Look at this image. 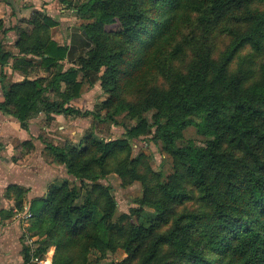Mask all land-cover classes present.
<instances>
[{
    "label": "trees",
    "instance_id": "16d2710c",
    "mask_svg": "<svg viewBox=\"0 0 264 264\" xmlns=\"http://www.w3.org/2000/svg\"><path fill=\"white\" fill-rule=\"evenodd\" d=\"M57 1L79 15L87 50L64 69L70 50L52 40L55 20L43 15L38 26L14 28L16 50H0V63L10 59L25 78L9 84L1 108L22 128L39 113L49 121L52 114L78 115L71 102L84 83L99 82L107 94L97 107L102 121L121 125L126 138L104 141L88 132L79 148L66 142L45 151L80 182L105 176L109 160H117L113 172L122 185L139 182L142 195L139 207L116 217L107 188L92 185L93 198L78 187L50 185L29 205L30 230L43 237L38 252L55 246L52 264H88L94 250L118 249L127 255L121 262L96 264H264V63L259 73L252 63L230 68L247 46L264 53V7H255L264 0ZM215 34L230 38L216 55ZM184 50L190 57L182 71L175 61ZM34 67L45 76L28 79ZM157 76L164 86L150 84ZM145 111H154L152 124ZM121 113L134 124L115 120ZM191 126L200 144L178 145ZM152 127V139L172 158L163 179L139 168L143 153L130 156L128 138ZM23 251V263L31 264Z\"/></svg>",
    "mask_w": 264,
    "mask_h": 264
},
{
    "label": "rangeland",
    "instance_id": "374dc122",
    "mask_svg": "<svg viewBox=\"0 0 264 264\" xmlns=\"http://www.w3.org/2000/svg\"><path fill=\"white\" fill-rule=\"evenodd\" d=\"M73 1L79 2L80 0ZM35 2L37 3L38 0H35ZM62 4L66 6L65 3ZM19 6L20 8L24 7V5L21 3L19 5L18 0H0V19L4 24L5 30L4 32H0L1 51L9 52L10 46L13 47L14 51L16 50L15 42L18 36L14 28L18 27L17 16ZM255 7L262 9L264 7V2L256 4ZM12 21L14 22V25H12ZM22 21L23 19H19V22ZM117 28L118 25H110L106 27V29L108 30H115ZM9 31H13L15 35V42L12 45L8 43L11 42V39L7 35ZM214 36L215 38L213 39V50L215 53L214 55H216L221 53L226 48L227 44L230 41V38L224 35L217 34H215ZM189 55L190 51L184 50L182 58L175 61V66L177 69L182 71L185 69L186 64L189 62ZM37 60L39 62V59ZM8 61L11 60L9 59ZM63 62L62 64L64 69L71 66V64H65ZM251 63L256 69V72H258L260 64L264 63V53L255 54V52L247 46L241 49L235 55L230 68L231 71H235L239 66H245L246 64ZM34 68L36 69L31 70V72L33 73L31 77L32 79L38 78L41 74L45 76L43 69L37 67ZM35 71L37 73H35ZM77 80H81V74L78 75ZM150 84L154 86H164L165 80L161 76L153 77V79L150 81ZM106 98L107 94L104 93L99 82L92 85L84 83L80 90L79 97L71 102V105L74 107V109H77L81 112L80 114L74 116L72 115L69 117L63 116L64 118L62 117L60 122L49 121L50 125L46 128L41 127L46 124V121L35 122V126L39 131V137H43V147L45 144L62 146L64 143L70 142L72 145L79 148L81 139L88 132L92 133L96 138L102 139L104 141L126 138L124 136L125 131L121 125H115L110 120L102 121V118L105 115L104 111H98L97 107ZM131 98L132 97L130 96L126 97V99L129 100ZM95 111L99 113V118H95V116L91 114H88L87 116L84 115L85 113ZM153 113L154 111H145L144 113H142V117L145 118L149 124H152ZM115 120H117L118 122H125L129 126H132L134 124V121L129 119V117L125 113L117 115L115 117ZM154 131L155 127H152L150 129V132L147 134L141 135L137 138H128L130 156L134 158L138 154L143 153L146 157L143 164H141L139 168L147 165L154 172L159 173L163 179L172 172V158L167 152L162 150L161 142L152 139ZM183 137L184 138L183 140H181V142H177L178 145H184L183 143H186L187 140L193 141L198 145L202 141V137L196 133L195 128L192 126L187 128L183 132ZM115 162H117V160H109L110 167L109 169H107L108 173L105 176L100 175L94 182L87 180L80 182V180L67 173L66 167L64 165L53 161V163L56 165L54 167V180L55 182L60 181L58 187L67 185L68 187L81 188L82 197L85 196L86 193L90 194L93 198L97 196V193H91L90 187L94 184H98L103 188H107L115 201V216L117 217L120 214L129 213L132 208L139 207V205H137V199L142 195V188L139 182H133L129 185L123 186L122 180L113 172ZM43 189L44 187H41V190ZM148 211V209H145V212ZM29 232L30 234L23 235L22 240L25 241L27 235H31L32 237H34L36 249L32 254V260L27 249L28 245L24 244L26 252L28 253L30 263L52 264V259L55 255L56 247L49 246L45 251L38 252V247L43 245V237L35 236L33 234V231H31L30 229ZM126 256V253H124L121 249H118L115 252L94 250L87 255V263L96 264L110 261H114L117 263L125 259Z\"/></svg>",
    "mask_w": 264,
    "mask_h": 264
},
{
    "label": "crops",
    "instance_id": "0c3cea01",
    "mask_svg": "<svg viewBox=\"0 0 264 264\" xmlns=\"http://www.w3.org/2000/svg\"><path fill=\"white\" fill-rule=\"evenodd\" d=\"M18 1L19 5H24V9L20 6L18 8V26H38L43 15H48L57 22L51 30V38L59 46L66 45L70 50L63 63L71 64L76 56L87 50V46L83 44L86 39L79 29L81 19L67 4L65 6L57 0H38L37 3L35 0ZM19 19L23 21L19 22ZM7 35L11 39L8 43L12 45L15 42L14 32L9 31ZM10 51L15 52L12 46ZM11 66V61L4 66L0 63V264L23 262L22 237L29 220L26 222L22 217L29 212L32 200L43 197L50 185L58 186L60 182L54 180L56 165L47 155L45 148L48 144L43 147V137H39L35 126V122L46 121L41 126L46 128L50 125L49 120L43 113H39L22 128L15 117L1 108L4 92L9 84L21 82L25 78L22 72L13 70ZM32 75L29 71L27 78L32 79ZM43 76L41 74L39 77ZM62 117L63 115L52 114L50 122H60ZM41 187L44 189L41 190Z\"/></svg>",
    "mask_w": 264,
    "mask_h": 264
},
{
    "label": "built area",
    "instance_id": "2783aa9c",
    "mask_svg": "<svg viewBox=\"0 0 264 264\" xmlns=\"http://www.w3.org/2000/svg\"><path fill=\"white\" fill-rule=\"evenodd\" d=\"M31 217V214L29 212H27L26 214L23 215L22 219L23 220H29ZM25 222V224H26ZM29 222H27V229L24 230V235L25 234H30L29 232V229H30V224H28ZM24 244L25 245H28V252H29V255L31 256V260H32V254L34 252V250L36 249V244H35V240H34V237H32L31 235H27V237L25 238V241H24ZM29 263H30V260H29ZM22 264H27V263H22Z\"/></svg>",
    "mask_w": 264,
    "mask_h": 264
}]
</instances>
